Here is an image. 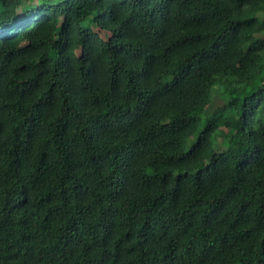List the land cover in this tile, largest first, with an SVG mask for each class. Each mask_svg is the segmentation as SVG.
Instances as JSON below:
<instances>
[{
	"label": "trees",
	"instance_id": "16d2710c",
	"mask_svg": "<svg viewBox=\"0 0 264 264\" xmlns=\"http://www.w3.org/2000/svg\"><path fill=\"white\" fill-rule=\"evenodd\" d=\"M0 264H264V0H0Z\"/></svg>",
	"mask_w": 264,
	"mask_h": 264
},
{
	"label": "rangeland",
	"instance_id": "374dc122",
	"mask_svg": "<svg viewBox=\"0 0 264 264\" xmlns=\"http://www.w3.org/2000/svg\"><path fill=\"white\" fill-rule=\"evenodd\" d=\"M204 116V115H203Z\"/></svg>",
	"mask_w": 264,
	"mask_h": 264
}]
</instances>
